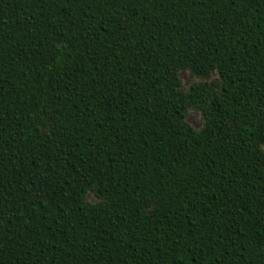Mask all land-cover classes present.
Returning a JSON list of instances; mask_svg holds the SVG:
<instances>
[{"label":"trees","instance_id":"trees-1","mask_svg":"<svg viewBox=\"0 0 264 264\" xmlns=\"http://www.w3.org/2000/svg\"><path fill=\"white\" fill-rule=\"evenodd\" d=\"M0 264H264V0H0Z\"/></svg>","mask_w":264,"mask_h":264},{"label":"rangeland","instance_id":"rangeland-1","mask_svg":"<svg viewBox=\"0 0 264 264\" xmlns=\"http://www.w3.org/2000/svg\"><path fill=\"white\" fill-rule=\"evenodd\" d=\"M178 76L181 83V89L183 91H189L191 87L195 85L209 87L215 92H218V90L220 89V78L215 71L211 72L208 78L196 77L188 70H180ZM186 122L194 130H200L203 126V120L200 111L195 108L190 109L186 116ZM87 201L89 203H99L101 202V199L95 192H89L87 194Z\"/></svg>","mask_w":264,"mask_h":264}]
</instances>
